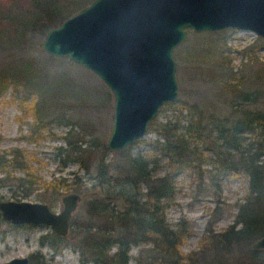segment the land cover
Here are the masks:
<instances>
[{
  "label": "trees",
  "instance_id": "obj_1",
  "mask_svg": "<svg viewBox=\"0 0 264 264\" xmlns=\"http://www.w3.org/2000/svg\"><path fill=\"white\" fill-rule=\"evenodd\" d=\"M90 1L0 0V94L11 87L15 92L23 91V100H30V138L46 120L66 122L69 128L61 136L64 146H56L60 163L77 161L85 173L94 169L92 177L99 186L71 216L70 237L47 231L38 235V243L54 251L70 245L81 263L130 264L129 249L135 245L139 249L134 264H264V249L251 247L264 235V112L247 107L259 93L241 86L230 60L222 54L218 36L227 28L217 31L210 58L194 60L206 64L203 79L228 95L222 100L223 106L236 116L205 114V106L197 100L166 101L158 113L170 108L171 114L163 120L156 116L147 125L146 132L156 135L149 152H131L128 145L113 151L115 159L111 160L106 158L104 143L92 138L82 144L83 137L71 121L51 109L61 105L56 102L58 97L87 89L74 85L60 71L54 73L64 84L44 94L38 84L46 79V62L28 54L48 28ZM24 153L19 147L0 150V173L1 179H14L17 187L28 194L36 178ZM16 170H22V175H16ZM181 173L191 174L198 190L213 193L229 177H243L245 182L242 194L232 203L236 206L233 221L220 230L214 229L213 222L221 212L215 205L197 245L186 252L180 245L190 233V220L181 216L171 223L164 215L165 208L174 201L176 176ZM79 180L76 175L69 178V183L60 178L45 183L44 188L51 186L58 192L63 186L64 190L77 192ZM42 263L40 255H29L27 264Z\"/></svg>",
  "mask_w": 264,
  "mask_h": 264
},
{
  "label": "rangeland",
  "instance_id": "obj_2",
  "mask_svg": "<svg viewBox=\"0 0 264 264\" xmlns=\"http://www.w3.org/2000/svg\"><path fill=\"white\" fill-rule=\"evenodd\" d=\"M222 30L225 29L199 32L187 29L185 39L173 49L178 92L176 99L183 98L189 102L199 101L205 106V114L214 113L233 117L236 116V113L223 106L222 100L228 95L220 91L217 86L214 87L216 90L212 88L214 85L212 81L203 79L208 67L203 62L194 60L212 56L211 43L219 35L217 31L221 33ZM221 35L218 38H221L219 43H221V48L223 47L222 54L230 60L231 68L241 82V86L257 90L259 93L257 100L247 107L264 112V41L251 31L242 29L227 28ZM40 42L34 43L28 54L37 61L46 62V79L38 84L44 94L51 93L64 84L60 83L54 73L60 71L70 77L74 85L87 89V91H78L75 95L69 93L65 97H58L56 102L58 104L60 101L61 105L58 104L57 107L51 109L62 112L71 121V125L83 137L82 144L89 143L92 138L105 144L112 117V96L109 89L93 72L81 64L67 57L47 54L41 48ZM18 89L20 90L19 87ZM196 92L199 95L196 96ZM22 94L23 91L15 92L11 87L0 94V150L15 147L23 149L36 182L32 185L33 189L25 194L24 188L17 187L14 179H1L2 174L0 173V200L40 201L47 203L52 210L58 211L61 208V195L72 192V190H64L63 186H59L58 192H54L51 186L45 189V183H55V180L60 178L69 183V178L76 175L80 179V191H77L80 200L74 214L81 206L82 200L84 201L99 190L96 180L92 177L96 172L92 169L89 173H85L77 161H70L65 165L60 163L56 154V146H64L61 136L69 128V125L65 124L66 122L46 120L44 127L36 129L33 138L29 137V127L32 121V115L28 109L30 100H23ZM79 94H83V96L79 97ZM170 114L171 109L167 108L154 117L157 116L163 120ZM246 135L249 134L246 133ZM155 136L153 132H145L139 138L141 141L129 144L130 151L149 152L150 143ZM94 152L98 153V151ZM112 152L109 150L106 152L107 159H115ZM161 163H164L162 157ZM204 167L208 168L209 165ZM22 172V170H16L14 173L22 175ZM176 179L177 191L174 201L165 208L164 215L171 223L181 216L190 220V233L180 245L182 252H186L197 245L200 235L212 216L210 215L211 210L215 205L220 207L221 212L213 222L214 229L220 230L233 221L236 206L232 203L242 194L245 182L243 177H229L224 181L222 187L217 188V192L213 193L212 190H198L199 188H196L195 185L196 180L191 174L181 173L176 176ZM47 231L50 230L44 225L11 224L0 217V263L11 257H29L31 253H35L41 256L42 264H93L90 261L81 263L78 252L70 245L62 246L55 251L48 245H40L37 237ZM68 232L69 227L65 235ZM67 237H70V234ZM138 249L139 247L135 245L130 247V264H134V257L138 254Z\"/></svg>",
  "mask_w": 264,
  "mask_h": 264
},
{
  "label": "water",
  "instance_id": "obj_3",
  "mask_svg": "<svg viewBox=\"0 0 264 264\" xmlns=\"http://www.w3.org/2000/svg\"><path fill=\"white\" fill-rule=\"evenodd\" d=\"M225 28L249 30L264 41V0H91L48 28L40 46L81 64L109 89L112 117L105 146L117 151L144 135L162 103L176 99L173 49L187 29ZM79 200V193L67 192L54 211L45 202L1 199L0 217L11 224L44 225L63 236ZM251 247L264 249V235ZM27 262V256H15L0 264Z\"/></svg>",
  "mask_w": 264,
  "mask_h": 264
}]
</instances>
